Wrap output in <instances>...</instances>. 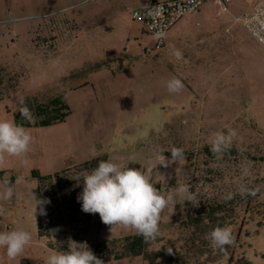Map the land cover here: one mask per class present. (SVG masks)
Wrapping results in <instances>:
<instances>
[{"label":"rangeland","instance_id":"374dc122","mask_svg":"<svg viewBox=\"0 0 264 264\" xmlns=\"http://www.w3.org/2000/svg\"><path fill=\"white\" fill-rule=\"evenodd\" d=\"M147 1L0 0V120L13 121L26 98L59 96L70 113L61 123L25 128L33 137L30 151L0 160V184L15 186L12 199L0 201L7 210L0 232L32 235L14 260L0 248V264H45L59 247L68 250L70 238L88 244L136 233L111 230L98 213L82 211L83 182L72 178L82 173L79 164L102 156L141 169L161 194L173 195L147 248L162 264H228L233 247L232 264L242 253L248 264H264V49L228 14L217 16L220 7L211 0L157 42L132 18ZM252 3L233 0L227 7L239 15ZM173 77L183 82L179 92L168 91ZM228 127L238 134L229 148L235 153L217 159L210 151L213 134ZM173 148L183 150L182 158L172 159ZM34 170L61 172L45 181L41 204L57 201V237L37 236ZM240 185L249 191L241 195ZM181 186L194 196L191 202L177 193ZM220 203L221 225L232 216L233 243L223 251L206 238L210 227L190 224Z\"/></svg>","mask_w":264,"mask_h":264},{"label":"clouds","instance_id":"9594fccd","mask_svg":"<svg viewBox=\"0 0 264 264\" xmlns=\"http://www.w3.org/2000/svg\"><path fill=\"white\" fill-rule=\"evenodd\" d=\"M173 55L177 60L183 58L179 50H175ZM183 87V82L179 78L173 77L167 82L169 92H179ZM237 135L236 130L230 127L227 128V132L214 133L210 151L217 159H221ZM32 143V135L23 126L13 121L0 120V160L3 159L4 154L10 157H23L30 151ZM182 156V149H172L173 160ZM160 158L165 159V157ZM128 164L101 160L91 171L77 174L72 179L78 184L81 180L83 182V190L77 199L82 202V211L90 214L98 213L101 221L111 226V230L116 226L131 228L146 242H153L160 233L161 213L174 197L171 193L167 196L161 194L141 169L129 168ZM176 191L178 194H186L187 201L191 202L194 199L187 187L181 186ZM248 191L244 185L239 186L241 195ZM14 192V184L10 180L3 181L0 184V201L9 202ZM226 198L231 199L232 194H228ZM42 203L36 198L35 212ZM6 211L4 204L0 203V216H4ZM206 238L213 248L221 251L233 243V236L228 227L217 226L207 234ZM31 240L32 235L26 230L0 232V248L6 250L10 260L21 256ZM168 252L171 254L172 249H168ZM45 264H104V262L89 249L86 243H77L70 238L68 250L56 251L49 255Z\"/></svg>","mask_w":264,"mask_h":264},{"label":"trees","instance_id":"16d2710c","mask_svg":"<svg viewBox=\"0 0 264 264\" xmlns=\"http://www.w3.org/2000/svg\"><path fill=\"white\" fill-rule=\"evenodd\" d=\"M2 71L3 69L0 68V85L2 82ZM69 114L68 106L59 96L47 100L26 98L21 100L20 110L14 115L13 122H15L17 125L23 126L24 128L47 127L63 122ZM234 153V149H228L225 151V154L228 155H234ZM101 160H107L106 156L85 161L79 164L76 167V170L78 172L91 171ZM60 173L56 172L46 176H41L37 171H32V178L37 180L36 198L38 200L42 201L45 181L58 177ZM52 193H54V191ZM55 195H57V193H55ZM254 197L258 198V195L255 193ZM50 202L51 203L48 206L40 205L36 210V229L37 236L39 238H52L57 237L60 234V225L52 222L54 213L53 204L57 201L51 199ZM224 207L225 206L221 203L215 204L214 206H209L204 218H198L199 216L194 217L190 219V224L204 223V226L210 227L211 230L217 226L221 227V221H223L224 218L217 215L219 212H222ZM228 217L229 222L226 224L227 227L231 226L230 221L232 220V216ZM44 220L49 222L44 224ZM224 226L225 225L222 227ZM87 245L99 259L103 260L104 263L111 260L119 261L129 257H141L143 264H162L160 254L158 252H152L149 254L147 252V248L150 246V242H146L144 238L137 233L108 239L101 242L88 243ZM58 251H62L60 247L58 248ZM234 251L235 249L233 247L229 254L226 255V257H228V264H232ZM238 258L239 260L236 264H248V261L244 258L243 253Z\"/></svg>","mask_w":264,"mask_h":264},{"label":"built area","instance_id":"2783aa9c","mask_svg":"<svg viewBox=\"0 0 264 264\" xmlns=\"http://www.w3.org/2000/svg\"><path fill=\"white\" fill-rule=\"evenodd\" d=\"M210 0H149L135 11L132 18L143 25L146 34L157 42L184 16L197 12ZM220 7L217 16L228 14L249 36L264 49V0H255L248 11L233 15L228 4L233 0H211Z\"/></svg>","mask_w":264,"mask_h":264},{"label":"crops","instance_id":"0c3cea01","mask_svg":"<svg viewBox=\"0 0 264 264\" xmlns=\"http://www.w3.org/2000/svg\"><path fill=\"white\" fill-rule=\"evenodd\" d=\"M254 1H255V0H253V2H254ZM148 2H149V0H148L145 4H143L142 6H140L139 8L145 6ZM252 4H253V3H252ZM139 8H138V9H139Z\"/></svg>","mask_w":264,"mask_h":264}]
</instances>
